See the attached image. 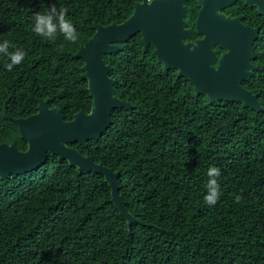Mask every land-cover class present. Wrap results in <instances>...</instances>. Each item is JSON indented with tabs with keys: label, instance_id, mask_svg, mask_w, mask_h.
Returning a JSON list of instances; mask_svg holds the SVG:
<instances>
[{
	"label": "trees",
	"instance_id": "16d2710c",
	"mask_svg": "<svg viewBox=\"0 0 264 264\" xmlns=\"http://www.w3.org/2000/svg\"><path fill=\"white\" fill-rule=\"evenodd\" d=\"M141 1L0 0V43L7 40L8 51L26 53L12 71L0 54L11 118L34 114L39 100L60 110L64 121L89 114L83 61L75 54L93 36L94 25L121 23ZM52 5L68 10L78 32L75 43L32 32L35 14ZM262 30L251 61L257 69L242 83L262 112L196 96L189 78L163 70L153 46L143 51L139 33L118 53L106 54L116 97L135 109L114 111L100 141L71 145L121 173L120 195L140 223L128 228L103 175L49 156L35 172L0 177V264H264ZM6 122L0 142L25 150L15 123ZM209 167L221 173L214 206L203 199Z\"/></svg>",
	"mask_w": 264,
	"mask_h": 264
},
{
	"label": "water",
	"instance_id": "95a60500",
	"mask_svg": "<svg viewBox=\"0 0 264 264\" xmlns=\"http://www.w3.org/2000/svg\"><path fill=\"white\" fill-rule=\"evenodd\" d=\"M188 0H142L135 3L131 16L119 24L94 25L93 36L75 54L81 59V78L87 81V93L92 100L89 114L80 112L72 121H64L58 109L49 110V101H37L33 115L11 118L21 138L28 143L27 151H20L15 143L0 142V177L20 176L37 171L47 156H56L79 172L103 175L111 188L112 203L126 220L128 228L140 223L126 209L120 195L121 173L94 162L89 156L68 147L100 141L112 125L116 110H134L131 103L116 97V80L109 77L111 66L105 63L106 54L118 53L134 35L141 34L143 51L154 47L153 53L164 71L176 70V77H187L194 85L196 96L205 94L209 102L225 101L241 103L242 107L262 112L257 96L243 87L257 69L254 59V43L258 30L244 26L241 17H227L220 12L237 0H199L196 30L203 38L194 44H186L194 29L187 31L185 19ZM257 4L264 14V0H247ZM219 46L226 52L220 57L213 50ZM217 64V66H214Z\"/></svg>",
	"mask_w": 264,
	"mask_h": 264
},
{
	"label": "clouds",
	"instance_id": "9594fccd",
	"mask_svg": "<svg viewBox=\"0 0 264 264\" xmlns=\"http://www.w3.org/2000/svg\"><path fill=\"white\" fill-rule=\"evenodd\" d=\"M67 9H57L55 5L49 7L44 13H36L33 18V24L31 26L32 32L42 38L49 41H54L57 35H62L65 40L75 43L78 39V32L67 16ZM11 47L10 43L5 40L0 43V54L5 55L8 58V63L5 67L8 71L20 65L26 53L22 49H15L14 51H8ZM220 169L217 167H209L207 169V183H206V195H204V202L209 206H214L220 198V184L218 178L220 177ZM240 196L235 197V202H239Z\"/></svg>",
	"mask_w": 264,
	"mask_h": 264
},
{
	"label": "flooded vegetation",
	"instance_id": "af4514ba",
	"mask_svg": "<svg viewBox=\"0 0 264 264\" xmlns=\"http://www.w3.org/2000/svg\"><path fill=\"white\" fill-rule=\"evenodd\" d=\"M198 1L199 0H195L194 3H190L188 0L186 3L187 16L185 19V23H186L185 29L187 31L194 29V33H192L191 39L185 40L186 44H194L195 42H197L203 38L202 36H200L198 34V32L196 30V28H197L196 27V21H197L198 13L200 11V7H198ZM220 13L224 14L227 17H232V18L241 17V22L244 26H249L251 29H257L258 30L257 40L260 37L261 32L263 31L262 29L264 27V14H262L259 11V6L257 4L247 3V0H237L234 4L225 8ZM256 41H255V43H256ZM255 43H254V46H255ZM150 46H152V45H150ZM153 50H154V47H153ZM213 50L217 51L218 56H220V57L226 52L224 49H221L219 46H214ZM214 66H217V64H214ZM176 73H177V71H176ZM5 95H6V87L2 83V84H0V113H1V116H0V135L6 134V129H7V122H6L7 117L4 116V114H3V113H9L7 108H6V104L4 102ZM48 108H49V110L56 109V108L50 107L49 103H48ZM58 111H60V110H58ZM32 113L35 114L38 112L35 110ZM66 122H68V121H66ZM5 143H7V142H5ZM79 145H81V144H79ZM67 146L80 151L78 148L72 146L71 144H68ZM27 150H28V143H27L26 149L20 150V151H27ZM49 156L50 155L47 156V159Z\"/></svg>",
	"mask_w": 264,
	"mask_h": 264
}]
</instances>
